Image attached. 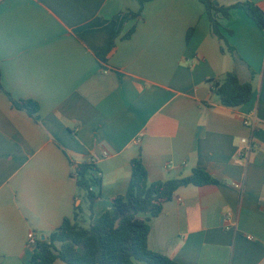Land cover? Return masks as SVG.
Here are the masks:
<instances>
[{"label": "crops", "instance_id": "0c3cea01", "mask_svg": "<svg viewBox=\"0 0 264 264\" xmlns=\"http://www.w3.org/2000/svg\"><path fill=\"white\" fill-rule=\"evenodd\" d=\"M244 2L264 11V0H213L230 8L216 18L236 62L201 0H149L140 17L138 0H0V264H30L29 234L47 240L78 207L90 225L75 164L100 169L95 221L126 194L139 156L150 183L195 170L217 180L140 215L150 250L180 264H264V30L235 7ZM228 73L252 84L247 104L212 94Z\"/></svg>", "mask_w": 264, "mask_h": 264}, {"label": "trees", "instance_id": "16d2710c", "mask_svg": "<svg viewBox=\"0 0 264 264\" xmlns=\"http://www.w3.org/2000/svg\"><path fill=\"white\" fill-rule=\"evenodd\" d=\"M139 12L132 14L140 17L143 5L149 0H138ZM208 12L212 35L224 42L222 51L228 52L236 62L242 59L236 50L227 42L220 30L216 18L218 13L229 15L230 8L216 7L213 0H201ZM235 7L243 8L258 27L264 30V11L257 6L244 2ZM192 32L188 34L190 40ZM211 92L219 97L222 105L236 108L247 104L253 97L251 83H242L235 73H228L222 79L211 80ZM2 72L0 69V88ZM19 110L35 116L40 105L34 100L17 101L11 99ZM132 177L124 196L113 199V212L107 211L94 221V206L102 199L103 179L100 169L91 161L75 164L72 175L78 187L86 192L91 222L85 225L82 208H76L72 218H66L47 240H38L30 264H180L179 262L149 249V218H141V214L158 216L163 205L171 201L176 191L185 186H204L217 183V180L203 170H195L193 174L180 180L150 183L148 171L141 156L132 160Z\"/></svg>", "mask_w": 264, "mask_h": 264}, {"label": "built area", "instance_id": "2783aa9c", "mask_svg": "<svg viewBox=\"0 0 264 264\" xmlns=\"http://www.w3.org/2000/svg\"><path fill=\"white\" fill-rule=\"evenodd\" d=\"M245 125L251 127L253 130H255L258 127L259 120L256 116H251L249 119L244 121ZM244 144H248L249 141L247 139H243L242 141ZM93 162V161H91ZM38 239L36 238L35 234L30 233L28 236V244L35 248L37 244Z\"/></svg>", "mask_w": 264, "mask_h": 264}, {"label": "rangeland", "instance_id": "374dc122", "mask_svg": "<svg viewBox=\"0 0 264 264\" xmlns=\"http://www.w3.org/2000/svg\"><path fill=\"white\" fill-rule=\"evenodd\" d=\"M59 264H66V263L60 261Z\"/></svg>", "mask_w": 264, "mask_h": 264}, {"label": "water", "instance_id": "95a60500", "mask_svg": "<svg viewBox=\"0 0 264 264\" xmlns=\"http://www.w3.org/2000/svg\"><path fill=\"white\" fill-rule=\"evenodd\" d=\"M45 238H43V240H44Z\"/></svg>", "mask_w": 264, "mask_h": 264}]
</instances>
